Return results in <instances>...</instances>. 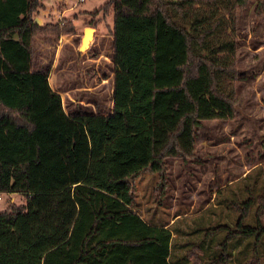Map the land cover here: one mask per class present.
<instances>
[{"label":"trees","instance_id":"trees-1","mask_svg":"<svg viewBox=\"0 0 264 264\" xmlns=\"http://www.w3.org/2000/svg\"><path fill=\"white\" fill-rule=\"evenodd\" d=\"M250 1L106 0L90 14H113L112 104L67 112L37 42L75 35V23H37L41 0H0V194L25 198L0 210V264H264V163L188 228L180 213L144 217L133 183L152 171L165 189L167 158H194L204 121L236 117Z\"/></svg>","mask_w":264,"mask_h":264},{"label":"rangeland","instance_id":"rangeland-1","mask_svg":"<svg viewBox=\"0 0 264 264\" xmlns=\"http://www.w3.org/2000/svg\"><path fill=\"white\" fill-rule=\"evenodd\" d=\"M66 1V4L63 2ZM41 0L35 18L44 22L56 21L54 8L60 7L65 18L73 19L77 34L58 40H39L37 50L43 63L53 62L50 74L52 88L61 95L67 112L81 100L89 111L110 109L112 77L114 74L113 47L110 26L112 11H99L106 0ZM77 4V5H74ZM251 0L240 13L236 30L238 68L241 77L236 81L239 106L236 117L228 121H204L197 131L195 157L187 160L167 158V186H159V174L146 171L134 180L139 210L144 217L155 220H174L180 213L178 225L188 228L194 218H214L213 206L217 196H235V186H223L230 180L242 179L245 190L251 186L264 163V17L256 18ZM64 7V8H63ZM95 28L90 46L81 48L83 27ZM70 43L72 46L68 45ZM89 47V48H88ZM220 145L212 147L213 144ZM259 165V166H260ZM264 172L258 176L262 181ZM220 188H222L220 190ZM220 194L217 195L218 191ZM0 210L9 204H22L25 198L15 193H1ZM217 195V196H216ZM219 204L217 210H221ZM224 219V217H223ZM210 257L207 252L206 259Z\"/></svg>","mask_w":264,"mask_h":264},{"label":"water","instance_id":"water-1","mask_svg":"<svg viewBox=\"0 0 264 264\" xmlns=\"http://www.w3.org/2000/svg\"><path fill=\"white\" fill-rule=\"evenodd\" d=\"M35 21L37 23H41V21L38 18H35ZM87 30H89L90 34L87 33ZM95 36V28L93 27H86V30L84 31V35L82 37V44H81V48L85 47L86 45H90L93 38Z\"/></svg>","mask_w":264,"mask_h":264},{"label":"built area","instance_id":"built-area-1","mask_svg":"<svg viewBox=\"0 0 264 264\" xmlns=\"http://www.w3.org/2000/svg\"><path fill=\"white\" fill-rule=\"evenodd\" d=\"M84 0H79L77 1L76 3L78 4L79 2H82ZM74 3V5H77ZM54 14H55V17H56V21L55 22H59V23H63L64 22V19H65V14L64 12L59 9L58 7L54 9ZM2 194H0V200L2 199Z\"/></svg>","mask_w":264,"mask_h":264},{"label":"crops","instance_id":"crops-1","mask_svg":"<svg viewBox=\"0 0 264 264\" xmlns=\"http://www.w3.org/2000/svg\"><path fill=\"white\" fill-rule=\"evenodd\" d=\"M63 3L66 4V1H64ZM64 4H60V6H62V5H64ZM60 6H58V7H60ZM63 8H64V7H63ZM54 9H55V8H54ZM54 9H53V10H54ZM71 20H73V19H71ZM43 22H44V20H43V18H41V23H43ZM73 22H74V20H73ZM74 23H75V22H74ZM85 30H86V26L83 27V31H85ZM68 36H71V35H66V34H65V35H62L60 39L66 38V37H68ZM77 36L79 37L78 34H77ZM81 40H82V38H81ZM67 44L70 45L71 47H74V46H72L70 43H67ZM221 143H222V142H220V143H218V144H213L212 147L218 146V145H220ZM222 144H223V143H222ZM259 165H260V164H259ZM14 194H15V193H10V195H11V199H14V196H13Z\"/></svg>","mask_w":264,"mask_h":264},{"label":"bare ground","instance_id":"bare-ground-1","mask_svg":"<svg viewBox=\"0 0 264 264\" xmlns=\"http://www.w3.org/2000/svg\"><path fill=\"white\" fill-rule=\"evenodd\" d=\"M87 33H89L90 34V32H89V30H87ZM87 46V45H86ZM90 46V45H89ZM89 48V47H88Z\"/></svg>","mask_w":264,"mask_h":264},{"label":"flooded vegetation","instance_id":"flooded-vegetation-1","mask_svg":"<svg viewBox=\"0 0 264 264\" xmlns=\"http://www.w3.org/2000/svg\"><path fill=\"white\" fill-rule=\"evenodd\" d=\"M83 35H84V31H82Z\"/></svg>","mask_w":264,"mask_h":264}]
</instances>
